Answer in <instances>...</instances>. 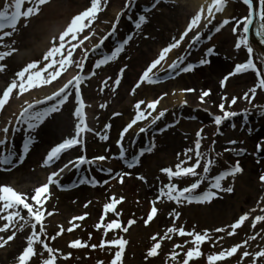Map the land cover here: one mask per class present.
Instances as JSON below:
<instances>
[{
    "label": "rangeland",
    "instance_id": "rangeland-1",
    "mask_svg": "<svg viewBox=\"0 0 264 264\" xmlns=\"http://www.w3.org/2000/svg\"><path fill=\"white\" fill-rule=\"evenodd\" d=\"M64 1L57 0L54 3L55 5L63 4ZM125 1L122 0L123 4ZM52 2L53 0H50L49 3ZM227 2V5L232 9L228 26L217 34L211 33L218 24L215 23L199 42L192 44L191 41L184 45L180 55L176 58L178 61L184 57L180 65L181 68L189 64L195 65L201 60L209 61L200 68L194 66L192 71L182 74H178L182 69H177L169 77L164 76L156 79L154 83L141 84L137 88L140 73L151 64L150 60L146 61L133 76L128 78L132 66L136 63L132 56L138 54L144 44H154L161 35L167 32L176 38L182 29L181 20L176 19L179 9L177 4L161 3L160 10L144 12V6L146 8L153 4L151 0H141V6L135 5L133 7L134 16L128 17L130 21L132 20V24L126 25L122 34L106 49L104 48L102 53L99 52L90 57L87 66L90 67V70L92 68V72L97 76L93 84H85L87 96L90 92L91 94L96 92L92 99L93 102H90L96 117L93 120L94 131L91 134L90 144H88V157L90 161L100 163L102 166H95L92 163L82 166L73 176L66 179V182L60 183V186L64 187L63 191L58 190V186H54L53 190L49 191L50 198L47 199L45 208L52 215L46 213L43 230L45 234H41V239L47 242L50 247L59 250L56 252L57 264H101V262L102 264H111L118 248L111 245L101 247V244L104 241L118 238L128 241L122 257V264H183L187 251L195 247L192 243L194 237L180 236L178 232H168V229L172 227L183 228L186 232L200 234L206 232L211 237L200 246L203 255L193 259L189 264H208V255L218 254L220 251L236 245H242L237 254L226 260L218 261L217 264H264V258L255 256V253L264 251V221L259 222L256 227H252L255 216L264 215V212L260 210L264 208V182L259 179L260 175L264 174V152L257 148V145L264 141V89H257L251 103L244 98L245 93H249L251 98L249 90L258 82L255 72L251 70L229 76L225 85L221 87V80L233 71L234 65L246 62L248 58L245 48L242 47L239 50L235 48V42L242 32V27L237 33L232 31L235 20L247 15L248 7L243 3V0H227ZM48 4L43 5L41 10ZM77 14L72 13L66 17L59 25L60 29L51 33L46 41V47H44L45 52L53 43L58 42V39L54 40V38L59 37L72 17ZM141 15L146 17V22L137 29L135 24ZM101 16V11H99L94 20L100 19ZM34 18L35 16L31 20ZM129 20L125 22L128 23ZM30 21H21L18 30L11 36L12 40L20 39L22 41H18L16 47H20V43L21 45L24 43L25 33L31 31ZM169 22L174 23V27L169 25ZM24 23H27L26 27L23 26ZM94 24L95 22H92L89 26L94 27ZM84 31L80 38L88 35L91 36L90 39H93L92 36L96 35V33L93 35L92 32H89L91 33L89 35ZM129 36H133L135 41L131 46L128 45V50L120 53L115 59L109 60L107 64L101 65L100 68H96V63L100 59L110 56L109 53L115 51L118 39ZM84 41L85 44L86 40ZM5 43V40H0V53L12 51V55L0 60V66H3L4 69L0 71V74H5V69L8 67L12 68L10 69L12 74L9 76L10 79L5 80L3 86H0V93L13 79H18L15 74L25 67L22 65L23 61L14 67L12 61H14L13 57L19 56L18 48L5 45ZM163 43L161 40L160 44ZM190 44L192 47H189ZM250 44L254 49L251 58L258 69L264 71L263 54L256 44L252 41ZM209 49L212 50L211 57L206 54ZM73 56L78 62L75 53ZM212 57H217V59ZM214 60H218L226 66L218 74L209 76ZM30 62L31 60H28L27 64ZM71 67L76 68V64H72ZM109 76L111 78L108 79ZM61 79L58 78L55 80L56 82L53 81L51 84L42 85V87H55L57 81ZM118 79L119 85L115 83ZM187 89L193 91H187ZM177 90L183 92L188 98V103L179 104L172 101L170 96H166L171 91L175 94ZM203 91H209L210 94L202 102L200 95ZM68 92L70 95L67 101L60 105L59 111L47 117L45 122L36 128L43 126L41 128L43 130L47 124L51 125L54 131L52 142L40 148L38 154L34 152L36 156L32 163L29 164V161H26L28 158L24 156L21 161L24 164L20 167L22 171L8 178L2 184L11 186L21 193L30 191L29 193L33 195L35 188L46 183L47 180L43 179L41 171L47 153L58 143L69 139L75 131L74 121L66 111L69 108H75L76 103L71 96L73 89ZM233 97L237 98L235 104L231 103ZM151 100L163 101V103L167 100L169 107L160 106L152 110L148 108ZM141 101L143 103L139 111L144 112L145 116L137 121V130L134 131V128L132 131L128 130L126 134L121 133L124 126L136 118L138 112L136 105ZM20 103L23 105L22 100ZM198 103L202 109H198ZM221 103L225 105V111L237 112L238 115L230 117L221 125H216L215 117L223 114L219 107ZM51 107L53 106L45 105L33 111L43 112ZM7 109L14 110L13 104H10ZM161 112L165 114L159 116ZM246 112L248 113L247 117L244 115ZM10 114L12 113L8 112V115ZM2 115V111H0V117ZM157 117L159 118L156 119ZM154 120L155 122H153ZM21 129L23 137H21L20 144L28 143L30 148L33 142L26 139V134L35 129H29L28 124L24 122ZM141 129H146V131H141ZM201 129L203 130L201 136L197 137V132ZM101 137H107V139ZM197 139H200L201 143L200 168L197 169L199 175L169 179L162 169L172 168L175 170L178 163H183V166L187 167L196 162L195 142ZM108 141L111 142L110 147L105 146L110 144ZM232 141L236 143L233 144ZM121 143L123 144V158H121ZM188 149H193V151L186 156L184 154ZM7 150L2 149L4 152ZM142 150L144 151L143 156L140 155ZM79 151L72 153L78 159L81 156ZM30 155L26 156L30 157ZM99 156H105L107 159L96 160ZM188 156H191L192 159L188 160ZM134 158H138L139 163H135L134 167H129V163L135 162ZM209 158L212 159L213 166L208 173H205L204 169ZM16 159L18 158L16 157ZM237 162L243 171L236 174L235 177L230 176L222 181L221 189L212 188L214 177L229 170ZM34 175L38 177L35 178ZM70 179L71 181L68 182ZM201 179L204 180V183L194 195H203L212 191L215 196L209 203H188L183 199L177 203L169 200L167 196H161V189L166 188L168 184H174L183 189ZM227 187H232L233 191L230 193L224 191L223 189ZM79 190L85 196L77 198V194H72ZM65 195L67 198L64 201L67 205L63 210L62 202L60 205L58 202ZM113 197L118 201L116 210L108 211L105 214L104 207L111 203ZM153 206L158 209L157 214L146 223ZM253 209L255 211H252ZM25 213L26 210L23 214ZM245 213L249 214V219L236 230L235 235H229L230 225ZM81 216L85 218L83 220L74 219ZM120 219L124 222V227H128L130 221H135V223L129 227L127 232L123 231V227L107 230L108 223L112 221L119 223ZM5 223L7 222L0 219V227H3ZM21 225H23L22 231L20 230ZM61 226L64 229L62 235L59 234ZM69 228H72V231H67ZM218 228H223L225 231L217 232ZM37 230H39V225ZM13 234H15V238L7 240V237ZM29 235H31V226L24 224V221L13 223L7 231L0 232V238H2L0 243L4 244L3 247H0V264H18V256L26 246ZM53 236L56 237L55 240L52 239ZM154 236L156 237L155 241L152 239ZM75 240H80L88 247L71 248L69 245ZM5 241L7 242L5 243ZM157 242L161 244L158 255L148 256L149 250ZM92 245H96V247L93 248ZM177 245L181 247L178 248ZM36 247L38 252L42 251V245ZM13 251H16L17 256L11 262L5 261L6 256ZM244 251L249 252L250 255L244 257L242 255ZM174 254L176 259H172ZM48 255L47 252H44L43 256L35 257L30 261V264H42ZM65 256L69 258L64 259Z\"/></svg>",
    "mask_w": 264,
    "mask_h": 264
},
{
    "label": "snow or ice",
    "instance_id": "snow-or-ice-1",
    "mask_svg": "<svg viewBox=\"0 0 264 264\" xmlns=\"http://www.w3.org/2000/svg\"><path fill=\"white\" fill-rule=\"evenodd\" d=\"M50 0H7L4 4L2 10H0V40H3L5 37H11L17 30L18 26L21 25V21H30L32 17L37 16L41 12V7L45 4H48ZM107 0H90V5L86 7L83 11L79 12L77 15L73 16L71 21L67 24L66 28L60 33L58 37V42L53 43L52 47H50L47 52L43 56V60L45 63L40 65L39 62H31L28 63L23 69L17 72L15 75L18 79H13L11 83L0 93V111L5 110L6 105L9 104L10 98L14 93V90H18L19 95H23L25 92H28L31 89L39 88L42 85L51 84L53 81L57 80L61 77L63 72H66L69 66L72 64H76L77 67L83 70V61L76 62L73 56L74 51L77 48V43H72L73 41H77L78 38L81 37V33L84 31L85 28H88L89 25L92 24L93 20L96 18V14L101 11V4H106ZM156 3H159V0H156ZM243 3L248 7V13L241 19H236L235 24L232 27L233 33H237L241 26L242 32L238 36L235 42V48L241 49L242 47L245 48L248 58L246 62L237 63L228 76H225L221 80V87L225 85V82L228 80L229 76L245 73L248 71L255 72L258 82L252 87L249 91L251 93V98L249 97V93H245L244 98L249 100L251 103V99L255 97L257 89H264V71L258 69L256 63H254L253 59L251 58L254 52L253 47L250 44L248 39V32L250 27L253 25L254 18L258 17V27L256 28V35L260 37V42L264 43V0H259V7L258 11L254 10L253 8V0H243ZM129 4H131V0H129ZM155 7V4L153 5ZM226 8V0H211V3L207 6V16L210 17L212 20L215 19L216 13H221ZM122 14V13H121ZM204 16V8L201 7L199 12L195 14L191 21L187 24L186 30L182 34L179 40L169 44L167 47L163 48L158 58L153 60L152 63L147 67V69L143 72V75L140 77V82L143 83L147 81L148 83H154L152 76L150 75L154 69L157 68L158 65L164 61L169 52L173 49L178 48L180 46L181 41L184 37L188 36L190 32L193 31L195 28H199L201 19ZM119 17H117L118 20ZM146 22V17L144 15L139 16L138 20L136 21L135 27L139 29L143 23ZM211 21H209L210 23ZM230 21L225 19L222 24L216 28V31L219 32L224 25L229 24ZM24 27L27 26V23H24ZM116 31L115 27L112 28V32L108 33V36L112 35ZM91 33H89L90 35ZM108 36H104L100 43L97 44L95 47L99 48L103 45L104 40L108 39ZM57 38H54L56 40ZM88 35H84L82 38L79 39V43L82 44L83 40H87ZM128 39H131L129 37ZM200 40V36L197 35L195 39L192 41V44L197 43ZM127 43V40L124 41ZM192 44L189 47H192ZM66 45L68 46L66 49ZM123 50V45L117 47L115 51L111 53L110 56H105L100 59L96 63V68H100L101 65L107 64L109 60L115 59L119 53ZM211 49H209V54H211ZM12 51L0 53V60H3L7 56H11ZM184 57H181L178 61L174 62L170 65L173 70L179 69L181 63L183 62ZM209 61L201 60V64H206ZM192 65L183 68V71L189 72L193 70ZM3 66H0V71H3ZM85 77L82 75H77L73 79H69L67 83H65L59 91L55 93V96H49V100H53L59 98V104L54 105L51 108L46 109L43 112L33 111L34 105L28 104L27 107L23 108V111L20 113L21 121L28 124L29 129H36L41 124H43L47 117L59 111L60 105H63L70 93L67 91L69 86H73L76 89V95L79 102V108L76 109L75 115L79 120V123L75 125V135L69 139H65L63 142L58 143L55 147L51 148V150L47 153L46 159L44 161V165L47 166L49 163L59 160L61 154L64 153L66 150L71 149L77 145L82 143V134L91 131V128L87 122V114L85 112V103L83 97L80 95V86L84 82ZM119 85V79L115 82ZM136 87H140L138 83ZM187 91H193L192 89H187ZM210 94L209 91H203L200 95V100L203 102L204 98ZM236 97L232 98L231 103H236ZM42 103V102H41ZM143 101L136 105L138 112L136 118L127 125L124 129V133L126 134L132 126L139 121L140 119L144 118L145 114L142 111H139L141 104ZM159 103L158 100L153 101L148 104V108L155 110L156 105ZM186 103V102H185ZM222 115H218L215 117V124L221 125L225 120L229 119L230 117H235L238 115L237 112L233 111H225V105L221 103L219 105ZM165 113L161 112L159 116H163ZM245 117H247L248 113L246 112ZM157 117L156 119H158ZM21 121H17L20 123ZM155 122V120L153 121ZM141 131H146V129H141ZM201 129L197 132V137L201 136ZM0 132L4 133V137L0 138V145H5L8 142V134H9V127L5 126L4 128L0 129ZM102 139H107V137H101ZM123 140V134L121 135V142ZM31 138H29V142ZM231 143H236L232 141ZM262 145L258 144L257 148H261ZM29 144L25 143L24 150L25 152L28 151ZM200 148L201 143L200 139H197L195 142V154H196V162L191 164L190 166H183V163H178L175 166V170L172 168H165L162 169L165 172L169 179L175 177H188L193 176L196 177L199 175L197 169L200 168ZM193 149H188L184 155H188L189 152H192ZM123 144L121 143V158H123ZM140 155H144V151L140 152ZM15 157L9 158L5 156V158L0 161L3 164H11L12 159ZM107 157L99 156L96 160L103 161L106 160ZM192 157L188 156V160H191ZM134 163H129V167H134L135 163H139L138 158H134ZM95 161H90L87 156H82L76 166H82L85 164L94 163ZM75 163V162H74ZM213 166V161L211 158L207 159V164L204 169L205 173H208ZM68 168V164L64 165V168H61L59 171H53L47 177V183H44L41 187H37L34 190V194L29 196L28 194L18 192L13 187L8 186L6 184H0V219H3L7 223L0 227V232H5L13 223H19V221H24V224H30L31 226V235L27 237L26 246L23 248L21 254L18 256V264H30L37 256H43L44 252H47L48 258L44 259L42 264H57V256L56 252L59 250L50 247L49 244L41 239V234L44 233L45 224L44 221L46 219V213L48 215H52L45 208V204L47 199L50 198L49 189L50 186L53 184H59V179H57L64 170ZM243 169L241 168L239 162L235 164V166L231 167L229 170L223 172L221 175L214 177V183L212 184V188L221 189L222 181H224L228 177H235L236 174L241 173ZM143 179V177H141ZM259 179L264 182V174L260 175ZM83 182V181H82ZM122 182V178H121ZM204 183V180H198L197 182L192 183L188 187H184L183 189L178 188L174 184L166 185V188L161 189V196H167L169 200L176 201L180 203L181 200H185L188 203H209L211 202L212 198L215 196V193L212 191H208L203 195H194L196 190L200 189L201 185ZM227 192H232V187H227L223 189ZM47 194V195H46ZM118 201L115 197L112 198L111 203H108L104 207L105 214L108 211H115L116 204ZM24 210H26L25 214ZM264 212V208L260 209ZM158 209L153 206L151 209V213L147 217L146 223L151 221L152 218L157 214ZM252 211H255L253 209ZM18 218V220H17ZM85 217H76L74 219L83 220ZM178 218V217H177ZM249 219V214L245 213L241 215L238 220L230 225L231 231H229V235H235L236 230L241 228L245 222ZM34 221V222H33ZM264 221V215H256L253 221L252 227H256L259 222ZM135 221H130L128 227H123V231L127 232L129 227L134 224ZM39 225V230H37V226ZM122 225L116 221H112L106 225L107 230L111 231L113 229H120ZM20 230H23V225L20 226ZM63 227L61 226L60 235L63 234ZM67 231H72V228L67 229ZM217 232L225 231L223 228L216 229ZM168 232H178L180 236H193L194 240L192 243L195 245L192 249H189L186 253V258L183 261V264H189L190 261L193 259L200 258L203 253L201 251V244H203L206 240H210L211 237L208 233H196V232H186L183 228H176L172 227L168 229ZM107 234V233H105ZM15 238V234L9 235L7 240H12ZM2 239V238H0ZM53 240L56 239L55 236L52 237ZM154 241L156 237L152 238ZM254 239V237H253ZM7 241H5L6 243ZM128 241L124 240L123 238H118L112 241H104L101 244V247L105 245H111L118 248V251L115 253L114 259L111 261V264H122V257L124 254L125 247ZM247 243V242H245ZM37 245H42V251H37ZM4 244L0 243V247H3ZM71 248H84L88 247V245L82 243L80 240H75L70 243L69 245ZM93 248L96 245H92ZM161 244L159 242L155 243L154 246L149 250L148 256H156L158 255V249H160ZM176 247H181L177 245ZM242 245L232 246L229 249H225L220 251L218 254H210L207 256L208 264H217L218 261L226 260L237 254L239 249ZM70 255V254H69ZM244 257H248L250 255L249 252L244 251L242 253ZM257 258H264V251H259L255 253ZM68 256H65L64 259H68ZM172 259H176V255L172 256ZM102 264V262H101Z\"/></svg>",
    "mask_w": 264,
    "mask_h": 264
},
{
    "label": "bare ground",
    "instance_id": "bare-ground-1",
    "mask_svg": "<svg viewBox=\"0 0 264 264\" xmlns=\"http://www.w3.org/2000/svg\"><path fill=\"white\" fill-rule=\"evenodd\" d=\"M54 1H57V0H53L52 3H49L48 5H46L45 8L43 10H41L40 15L35 16V18L29 22V23H31L32 29L30 32L25 33L24 43L22 45L20 43V47H16V46H18V43H17L18 41L22 42L20 39L12 40L11 37H5L3 39L6 42L5 45H12V47L15 46L16 48H18L17 52H19V54H18L19 56L13 57L14 61H12V63L14 64V67L16 66V64L21 63L20 61H23L24 63L22 65L26 66L28 60H31V62L36 61V62H39L40 65H43L45 63V61L43 60V56L46 53L44 50L45 49L44 47H46V41L48 40V37L51 35V33H55L60 29L59 25L63 23V21L66 17H68L72 13H79L90 5V1H87V0H65L63 4H57V5H55ZM166 1H170L173 3L179 4V9L177 11V18L176 19L181 20L183 33L186 30L187 24L191 21L192 17L199 12L201 7L204 8V16L201 19V23H200L199 28L193 29V31L190 32L188 36L184 37V39L181 41L180 45H182V44H184L190 40H194L195 37L197 35H199L201 33V31L213 21L210 17L207 16V6L211 3V0H166ZM6 2H7V0H0V10H2V8ZM256 2H257V0H253V8H254V10L258 11V5ZM101 5H102L101 6V9H102L101 14H102L103 18L101 19V21L95 22V28L90 26L86 30L88 33L91 30H94V31L97 30V32L103 33L104 34L103 37H104V36H106L105 34L110 32V30H111L112 25L110 26V24L114 23V22H112V20L115 19L116 21H118L119 18L117 20V17H120L122 15L121 12L126 8V6L122 5V0H107L106 4H101ZM230 14H231V9L227 10V11L225 10L222 12L221 15H218V13L215 14V19L219 18V17H228V16H230ZM209 21H211V22L209 23ZM168 24L171 25L172 27H174L173 26L174 23L169 22ZM258 24H259V22L255 21L253 23V25L251 26L252 27L251 28V35H252V39L257 41V44L259 45L260 49L264 50V43H261L260 37H258L256 35V28L258 27ZM113 27H115V29H116V26H113ZM100 36H102V35L100 34ZM171 38H172V34H169V32H167V33L161 35L159 37V39L154 44H152V43L151 44H144L141 47V50L139 51V53L132 56L133 61H135L136 63H134V65L132 66L131 71L128 75V78L133 76L135 74V72L137 71V69L140 68L146 61H150L152 59L153 60L157 59L160 51L164 48L163 45L166 44L167 42H169V40H171ZM161 40H162V42H164L163 44H160ZM100 41L101 40L93 39V41H92L91 45L88 47V49L85 50V52L82 55H80V61H83V70H81V68H79V67L75 69V68H72L71 66H69L67 71L63 73V76L59 77V78H62L60 80L62 83L59 84L60 81L58 80L57 81L58 83H56V87L53 88V87H42L41 86L39 88L25 92L21 96L18 94V91L16 92L14 90L15 93H13L9 104L7 105V107H8L10 104H13L14 110L9 111L7 109L6 111H4V114L1 117L2 120H1L0 129H2V127H4V126H8L11 122L10 120H12L14 122L13 127H12V128H14L15 122L17 121V119H12L11 118L12 114L18 115V118H19L20 113L23 111V108L27 107V105L29 103L33 104L35 107H37V105L43 104V102L47 103V102L51 101L48 99V97L49 96H55V93L57 91H59L60 88L65 83H67V82H65L66 79L67 80L73 79L77 75H82L84 77L91 75V72H90L91 70L89 71V68L84 69L85 62L89 58V56H88L89 53L92 52V50L95 48V46L97 44L100 43ZM78 42H79V40L77 41V43ZM67 47L68 46H66V49H67ZM84 48L85 47L82 44H80V49H84ZM179 51H180V49H173L170 53H168L166 59L161 62L162 65H159V67L157 66V68L154 69L153 74L157 75L163 71H167V69L170 68V65L173 64V62H175L176 57L179 55ZM74 52H75V56H78L79 55L78 53H80V51H77V50ZM75 58L76 57H74V59ZM225 66H226L225 64L220 63L218 60H214L213 64L211 65V69L209 71V76H213V75L218 74L219 72H221L225 68ZM10 69H12V68L10 67ZM10 69L8 67L7 69H5V74H2V73L0 74V86H3V83L5 80L10 79L9 76L12 74ZM109 78H111V76H109ZM89 83L93 84L94 79L92 78V79L87 80L85 82V84H89ZM171 92H169V95H170V98L172 101L179 103V104L187 101L186 100L187 98L185 97L184 94L181 93L180 90H177V92H175V94H173ZM95 94H96V92H94L92 94L90 92L88 94L87 99H89L90 102H93L92 99H94ZM80 95L83 97L84 103L86 105V107H85L86 114H91L90 111L93 108L91 107L90 102L86 99V97L83 94L82 84L80 86ZM18 96H20V97H18ZM75 96L77 97L76 91H75ZM17 98H20V99L16 100ZM95 99H97V98H95ZM20 100H22L23 103L25 102V104L22 105L20 103ZM167 102L168 101L166 100V102H164L163 104L161 103L163 108L169 107V106H167ZM78 108H79V106H78ZM63 110L65 111V109H63ZM8 112H11L12 114L8 115ZM66 113H67V115H69V117L72 118L73 121H75V124L78 123L77 122L78 118L76 117L75 110L73 108H69L66 111ZM64 119L66 121V118H64ZM87 122L89 125L90 124L89 118L87 119ZM89 127L91 128V126H89ZM41 128L35 129L33 132L27 133L26 139L29 140V138H31V140H33V144L30 148H28L27 152H25V150H24V145L20 144L22 142L20 139L21 138V136H20L16 140L15 151L12 154L5 155L9 158H12V157H15V158L12 159L11 164L6 165L3 163H0V184H2L8 178L13 177V175L18 174L19 172L22 171L20 169V167L24 164V162L21 163L24 156H26L27 154L28 155L31 154L30 157H27L28 159H26V161H29V164H30L33 162V159L36 156V155H34V152H35V154H38L40 151L39 150L40 148H42L43 146H45L49 142H52V140L54 139V131H53L52 126L51 125L49 126L47 124L43 130H41ZM0 133H2V132H0ZM1 138H3V137H1ZM108 143H110V144L105 145L106 147H110L111 142L108 141ZM260 145H262L263 152H264V141L260 142ZM35 146H37V148H34ZM34 149H36V151H34ZM5 156H1L0 161H2L5 158ZM16 157L18 159H16ZM66 160H65V158L60 157L59 160H55V161L58 162V164H60V163L65 162ZM66 164H69V162H67ZM97 165H99V164H97ZM60 168H62V167H60ZM41 173H42V171H41ZM39 174H40V172H39ZM34 177L37 178L38 176L34 175ZM43 177H44V175H43ZM44 179H45V177H44ZM29 192L30 191H26L25 193L28 194L29 196H31V194ZM69 194H71V193H69ZM72 194H77V198L78 197L81 198V197L85 196V194L81 190L72 192ZM63 197L64 198L59 199L60 201L58 202V204L60 205V203L62 202V209L64 210L65 209L64 207L67 205L66 202L64 201V200H66L65 198H67V195H65ZM17 244H19V242H17ZM16 256H17L16 251H13L6 256L5 261L11 262V261H13V259Z\"/></svg>",
    "mask_w": 264,
    "mask_h": 264
}]
</instances>
